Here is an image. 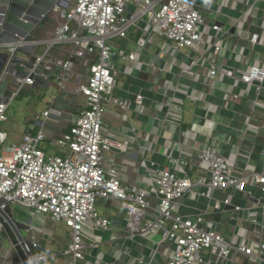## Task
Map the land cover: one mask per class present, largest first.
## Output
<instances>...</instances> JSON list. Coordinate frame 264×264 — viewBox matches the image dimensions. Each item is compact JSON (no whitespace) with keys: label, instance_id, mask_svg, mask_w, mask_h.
Listing matches in <instances>:
<instances>
[{"label":"built area","instance_id":"built-area-1","mask_svg":"<svg viewBox=\"0 0 264 264\" xmlns=\"http://www.w3.org/2000/svg\"><path fill=\"white\" fill-rule=\"evenodd\" d=\"M209 0H70L63 1L67 7V16L56 35V43L73 42L78 57L95 56L90 67L88 80L81 87L86 99V107L73 120L67 132L55 139L57 146L65 148L67 153L49 154L43 143L47 139L43 131L27 132L20 142L7 144L8 136L0 128V197L11 203H19L30 209L31 213L49 214L52 220L64 223L71 230L72 241L64 250L71 257L69 264H80L87 254V241L84 229H92L95 236L99 232L110 230L112 220L97 212L99 200L117 199L127 212L125 229L129 238L125 250H131L130 241L136 242L137 235L148 237L149 233L159 230V237L152 251L168 246L170 253L164 264H220L223 261L236 263L238 256L251 260V264H264V163L262 167L245 164L238 168L229 164L228 157L217 148H203L200 154V168L205 174L196 182L188 176L180 158L172 159L173 166L159 169L154 162L146 164L149 181L146 187L140 184L124 183L119 176L117 166L108 164L107 152L115 148L125 150L127 146L117 143L104 125V116L108 103L121 108L128 106V100L115 94L117 69L113 58L120 54L131 61L134 53L118 51L110 41L128 39L133 25L143 21L148 27L139 38L138 44L145 47L154 29L165 39L161 56L169 50L178 52L182 48L190 49V69L203 68L198 78L212 83L221 76L238 80L246 86L242 92H231L233 100L253 94L250 99L252 114L249 122L258 125L249 128L264 131V66L249 64L247 68L237 70L214 61L215 56L235 53L229 50L228 30L223 28L221 20L206 22L209 17L202 11ZM236 8L247 4L244 15H251L255 9H262L264 0H227L225 5ZM56 6L54 13H60ZM150 16L148 22L144 21ZM228 16L222 14L223 17ZM260 34L250 35L252 44H262ZM228 43V45H227ZM205 62V64L203 63ZM70 61L63 63L67 68ZM27 79L22 88L31 85ZM135 103L143 108L145 96L135 94ZM171 103V102H170ZM227 105H230V100ZM9 107L0 106V123L7 120ZM49 111H45L48 115ZM173 120L171 121V118ZM167 121L180 123L175 116ZM264 155V144L256 143ZM236 163V162H235ZM174 167V169H173ZM181 168L178 170L177 168ZM255 188V194L246 186ZM216 199V191L231 190L222 203L217 202L214 210L221 204L233 206L238 213L244 205L233 204L238 192H243L242 200L256 198L254 211L241 217L237 216V231L227 240L216 229L206 228L205 214L202 210L194 216H183L179 205L183 200L195 194ZM205 188L206 191H201ZM155 201V204L151 202ZM217 200V199H216ZM156 211L157 219L148 220ZM239 214V213H238ZM145 220H148L145 223ZM89 226V227H88ZM88 233V232H87ZM33 239V238H32ZM34 247L39 244L33 239ZM92 244L91 247H96ZM91 248V249H92ZM150 248V246H149ZM136 258V256H134ZM39 258L48 259L41 253ZM138 258V257H137ZM136 258V259H137ZM105 263L101 256L96 258ZM143 261V256H141ZM115 264V263H112Z\"/></svg>","mask_w":264,"mask_h":264},{"label":"crops","instance_id":"crops-1","mask_svg":"<svg viewBox=\"0 0 264 264\" xmlns=\"http://www.w3.org/2000/svg\"><path fill=\"white\" fill-rule=\"evenodd\" d=\"M226 1L209 0L208 6L202 7V11L209 17V23L213 20L223 21L221 22L223 28L228 30L225 38L229 37V50L235 52L233 54L227 52L224 58L215 56L213 60L234 70L247 68L249 64L264 66V39L262 44L250 42V35L253 33L264 38V3L262 9H255L251 15L245 16L247 4L234 8L231 1L229 5H225ZM254 2L255 0H249L251 4ZM223 13L228 16L222 19ZM54 16L55 23L48 24L45 28L44 38H53L64 21L61 12L55 13ZM147 27L143 21L136 22L128 39L110 41L116 50L136 55L134 61L120 54L113 58V64L118 71L115 94L122 100H128L129 104L126 108H121L108 103L104 118L109 126L104 123L108 133H112L117 143L127 146L123 151L115 148L113 149L115 154H111L114 157L111 163L117 166L120 178L126 176L129 181L140 179L143 182L142 186L146 187L147 181L150 180L147 170L154 171L153 167L148 168L146 164L154 162L162 169L164 166H173L172 159L180 158L183 166L185 165L186 173L191 179L195 178L193 182H196L201 173L197 165L201 151L209 146L225 154L229 164L235 166L236 173L239 172L238 168L245 164L251 163L262 167L264 155L255 144H264V131L257 132L249 128V123L253 127L258 124L247 119V116L252 114L250 99L254 95L249 94L240 100H233L231 92H242L246 88L244 83L224 75L210 84L203 81L204 78L203 80L198 78L204 67L194 70L189 68L190 49L182 48L178 52L170 49V52L166 51L162 57L165 42L160 48L153 45L154 34L149 43L141 47L138 40ZM131 44H135L138 49H132ZM76 50L73 42L56 43L51 46L49 56L62 61L61 73L55 81L56 88L40 90L39 97L52 109V111L44 109L41 114L45 118L52 116L54 119L40 121L37 115H30V119L25 120L22 134L18 135L14 143L20 142L27 132L43 131L50 141L56 139L69 130L74 118L85 109L86 99L81 87L87 83L95 56L81 58L77 56ZM67 61H70V64L65 68L63 63ZM138 93L146 98L143 108L135 103L134 96ZM45 111H49V114L45 115ZM171 116L179 118L181 122L178 124L167 121L166 119ZM169 119L172 121L173 117ZM2 130L9 139V129L3 127ZM198 189L199 187H196L195 194L184 199L183 204L179 205L180 214L194 216L203 209L207 210L204 226L216 229L227 240L237 231L236 215L243 217L254 211L253 204L256 203V198L242 200L243 192H238L233 199L234 205L240 204L245 207L238 212L239 214L231 205L221 204V209L214 210L215 203H222L231 190L216 191V200L196 194ZM246 189L255 194L254 187L247 185ZM201 191L206 189L201 188ZM101 203L110 208L103 216L111 219L112 225L110 230L93 236V241H87V254L85 259L80 260V264H103L96 259L98 256H101L104 264H164L168 260L170 249L167 245L160 247L157 252L151 249L155 247L159 237L158 229L152 230L146 238L137 235L136 242L130 241L131 250L124 251L123 245H127L129 240L126 239L128 232L125 229L127 212L117 199L101 200ZM29 214L31 217L38 215ZM157 215L154 211L148 220H156ZM148 220H145V223ZM31 235L39 245H45L39 234L31 231ZM92 244L97 246L92 248ZM134 256L136 258L143 256V261ZM48 259L55 264H69L71 261V257L52 249ZM236 263L251 264V260L238 256ZM220 264L232 263L223 261Z\"/></svg>","mask_w":264,"mask_h":264},{"label":"water","instance_id":"water-1","mask_svg":"<svg viewBox=\"0 0 264 264\" xmlns=\"http://www.w3.org/2000/svg\"><path fill=\"white\" fill-rule=\"evenodd\" d=\"M70 0H0V106L25 96L24 88L40 91L56 88L62 61L49 56L53 38H44L48 24L55 23L54 9ZM29 86L22 88L27 79ZM32 220L16 215L11 202L0 197V264H55L39 258L51 254L45 246L34 247Z\"/></svg>","mask_w":264,"mask_h":264},{"label":"rangeland","instance_id":"rangeland-1","mask_svg":"<svg viewBox=\"0 0 264 264\" xmlns=\"http://www.w3.org/2000/svg\"><path fill=\"white\" fill-rule=\"evenodd\" d=\"M150 20V16L146 15L144 18V21L148 22ZM206 22H209L208 19H206ZM150 34L155 35V41L153 45L158 46L160 48L165 39L158 34L157 31L154 29L148 28ZM132 49H138L135 44H131ZM154 50V49H152ZM170 52V51H169ZM54 90V89H53ZM57 91V89H55ZM42 91V90H41ZM41 91H34L33 89L24 88V92L26 93L25 96H20L16 100H14L11 105L9 106L7 110V120L0 123V128H8L9 129V139L7 141V144L14 143L18 135H21L23 132V129L25 128V120L30 119V115H37L38 120L45 121L47 119H54V117L45 118L41 113L44 109H47L49 111H52L50 106L46 103V101L42 100L40 96ZM55 91V92H56ZM58 95V93H55ZM105 118V116H104ZM105 125L106 122L104 121ZM108 126V125H107ZM109 127V126H108ZM112 134V133H110ZM52 144H49L48 141L43 143L44 148L48 151L49 154H64L67 153V150L65 148H61L56 145L55 139L52 140ZM111 154H115L113 150L107 152L108 157V164H111V160L114 158L111 156ZM119 160V159H117ZM116 162V159H115ZM200 166V163L197 164ZM199 178L202 177L205 172L201 168H199ZM192 180H195V178H192ZM122 181L124 183L128 184H140L142 181L140 179H137L136 181H129L126 176L123 177ZM153 204H155L154 200H151ZM156 205V204H155ZM13 212L18 215L19 217L23 218V220L27 221L29 219L32 220V231L36 233V235L39 234V238H41L43 243H45L44 246L52 249L54 252H62V254L66 257L67 255L64 254V250L70 245L72 241L71 236V230L68 226H66L64 223L56 222L52 220L49 214H38L35 216H30L29 213H31L26 207L22 206L19 203H11ZM110 211V208L105 207L101 200H99L97 204V212L100 215L107 214V212ZM88 232V233H87ZM84 239L86 241H93V232L91 227L87 228V226L84 229Z\"/></svg>","mask_w":264,"mask_h":264},{"label":"trees","instance_id":"trees-1","mask_svg":"<svg viewBox=\"0 0 264 264\" xmlns=\"http://www.w3.org/2000/svg\"><path fill=\"white\" fill-rule=\"evenodd\" d=\"M1 263V262H0Z\"/></svg>","mask_w":264,"mask_h":264}]
</instances>
